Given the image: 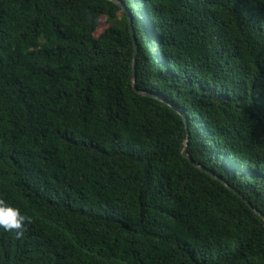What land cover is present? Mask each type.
I'll use <instances>...</instances> for the list:
<instances>
[{"label": "trees", "instance_id": "16d2710c", "mask_svg": "<svg viewBox=\"0 0 264 264\" xmlns=\"http://www.w3.org/2000/svg\"><path fill=\"white\" fill-rule=\"evenodd\" d=\"M120 1L0 0V264H264V0Z\"/></svg>", "mask_w": 264, "mask_h": 264}, {"label": "water", "instance_id": "95a60500", "mask_svg": "<svg viewBox=\"0 0 264 264\" xmlns=\"http://www.w3.org/2000/svg\"><path fill=\"white\" fill-rule=\"evenodd\" d=\"M116 3H118L120 5V7L123 9V10H126L124 4L120 1V0H112ZM127 20H128V28H129V32H130V35H131V39H132V42H133V63H132V86H133V89L138 92V93H141V94H148L146 93V91H142V90H138L136 88V85H135V79H134V63H135V54H136V49H137V44H136V41H135V38H134V35H133V27H132V19H131V16L130 14L127 12ZM185 118V117H184ZM181 154L183 157H185L186 159H188L189 162H191L194 166L198 167L199 169H201L202 171L206 172L207 174H209L210 176H213L215 177L216 179L222 181L224 183V185L231 189L232 191H234L242 200H244L246 202V204L251 207L255 213L257 214H260L257 210H255L252 205L250 204L249 201H247L246 199H244V197L235 189H233L232 187H230L228 184H226L220 177L216 176L214 173H212L210 170H208L206 167L194 162L190 156L188 155L187 151H186V143L184 144V147L181 151Z\"/></svg>", "mask_w": 264, "mask_h": 264}, {"label": "clouds", "instance_id": "9594fccd", "mask_svg": "<svg viewBox=\"0 0 264 264\" xmlns=\"http://www.w3.org/2000/svg\"><path fill=\"white\" fill-rule=\"evenodd\" d=\"M26 222H28V218L20 214L17 209L0 205V228L22 231V226Z\"/></svg>", "mask_w": 264, "mask_h": 264}, {"label": "rangeland", "instance_id": "374dc122", "mask_svg": "<svg viewBox=\"0 0 264 264\" xmlns=\"http://www.w3.org/2000/svg\"><path fill=\"white\" fill-rule=\"evenodd\" d=\"M107 27V21L104 15H101L98 19V27L95 31V33H99L100 31H102L104 28Z\"/></svg>", "mask_w": 264, "mask_h": 264}]
</instances>
